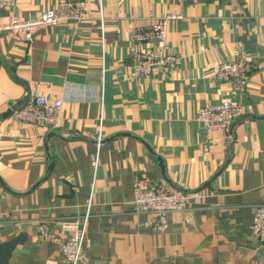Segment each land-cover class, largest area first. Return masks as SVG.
<instances>
[{
	"label": "crops",
	"instance_id": "obj_1",
	"mask_svg": "<svg viewBox=\"0 0 264 264\" xmlns=\"http://www.w3.org/2000/svg\"><path fill=\"white\" fill-rule=\"evenodd\" d=\"M59 1L18 0L0 21ZM88 1L86 22L46 27L30 43L0 31V264H68L39 226L62 236L90 197L81 264H264L250 232L264 204V0H102L103 21L100 0ZM167 14L180 15L167 46L178 61L136 78L134 56L152 42L134 34ZM244 58L258 64L247 82L216 77V61ZM35 92L63 101L58 129L13 118ZM226 100L243 116L210 131L200 109ZM143 175L202 201L154 232L134 203Z\"/></svg>",
	"mask_w": 264,
	"mask_h": 264
},
{
	"label": "built area",
	"instance_id": "obj_2",
	"mask_svg": "<svg viewBox=\"0 0 264 264\" xmlns=\"http://www.w3.org/2000/svg\"><path fill=\"white\" fill-rule=\"evenodd\" d=\"M17 3L18 0H0V11L15 9ZM89 14L88 0H62L33 19H23L11 11L7 22L0 21V31L21 34L24 41L30 43L46 27L84 23L89 19ZM104 16V7L100 0L99 17L102 21ZM179 17L180 15L167 14L159 18L149 30L134 34V38H147L152 42L150 50L138 52L134 56L133 70L136 78L146 79L155 73H164L176 65L178 57L169 52L167 46L170 23ZM213 68L220 80L245 83L258 68V64L255 60L244 58L229 62L216 61ZM62 109L63 101L60 98H49L35 92L23 107L14 111L13 118L20 124H34L56 130L60 126ZM243 114L240 105L226 100L219 105L202 107L199 117L210 131L227 132ZM103 140L100 134L97 138L98 144ZM134 192L137 211L146 216L144 226L158 233L169 229L170 214L184 212L191 205H199L202 201L198 193L175 191L165 182H157L147 175L136 180ZM92 201L90 197L87 214L83 219L61 223L62 236L51 234L44 224L39 226L40 237L59 243L68 264H81ZM5 215L6 213L0 209V218ZM250 232L259 243L264 244V204L256 207Z\"/></svg>",
	"mask_w": 264,
	"mask_h": 264
},
{
	"label": "water",
	"instance_id": "obj_3",
	"mask_svg": "<svg viewBox=\"0 0 264 264\" xmlns=\"http://www.w3.org/2000/svg\"><path fill=\"white\" fill-rule=\"evenodd\" d=\"M234 125H235V124H234ZM124 134H126V133H119L118 135H115V136H113V137H110V139H114L115 137L120 136V135H124ZM53 135H55V132L50 133V134L48 135V137H52ZM96 142H97V140H96ZM103 142H104V140H103L101 143H103ZM47 158H48V161L50 162V160H51V154H50L49 151H48V156H47ZM53 164H54L53 161L49 163V167H48L49 172H48V175L51 173V171H52V169H53ZM163 168H164V166H163ZM48 175H47V176H48ZM167 182H168V181H167Z\"/></svg>",
	"mask_w": 264,
	"mask_h": 264
}]
</instances>
